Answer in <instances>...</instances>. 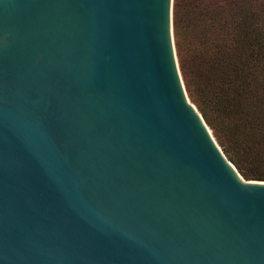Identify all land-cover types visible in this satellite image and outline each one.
I'll return each mask as SVG.
<instances>
[{"label": "water", "instance_id": "obj_1", "mask_svg": "<svg viewBox=\"0 0 264 264\" xmlns=\"http://www.w3.org/2000/svg\"><path fill=\"white\" fill-rule=\"evenodd\" d=\"M210 129L174 0H0V264H264Z\"/></svg>", "mask_w": 264, "mask_h": 264}, {"label": "trees", "instance_id": "obj_2", "mask_svg": "<svg viewBox=\"0 0 264 264\" xmlns=\"http://www.w3.org/2000/svg\"><path fill=\"white\" fill-rule=\"evenodd\" d=\"M193 102L247 179L264 180V0H174Z\"/></svg>", "mask_w": 264, "mask_h": 264}, {"label": "rangeland", "instance_id": "obj_3", "mask_svg": "<svg viewBox=\"0 0 264 264\" xmlns=\"http://www.w3.org/2000/svg\"><path fill=\"white\" fill-rule=\"evenodd\" d=\"M188 94H189V92H188ZM189 98L191 99V97H190V95H189ZM191 101L193 102V100L191 99ZM194 103V102H193ZM195 104V103H194ZM196 105V104H195ZM197 106V105H196ZM212 132H213V130H212ZM216 138V137H215ZM217 140V139H216ZM219 143V142H218ZM220 145V144H219ZM220 147L222 148V146L220 145ZM223 149V148H222ZM241 173V172H240ZM242 174V173H241ZM243 175V174H242ZM244 176V175H243ZM245 177V176H244ZM246 178V177H245ZM247 179V178H246Z\"/></svg>", "mask_w": 264, "mask_h": 264}, {"label": "bare ground", "instance_id": "obj_4", "mask_svg": "<svg viewBox=\"0 0 264 264\" xmlns=\"http://www.w3.org/2000/svg\"><path fill=\"white\" fill-rule=\"evenodd\" d=\"M194 104V103H193ZM195 105V104H194ZM196 108H198L196 105H195ZM211 132H212V129H210ZM213 133V132H212ZM215 137V136H214ZM216 139V138H215ZM217 141V140H216ZM221 148V147H220ZM235 166V165H234ZM236 167V166H235ZM240 172V171H239Z\"/></svg>", "mask_w": 264, "mask_h": 264}]
</instances>
